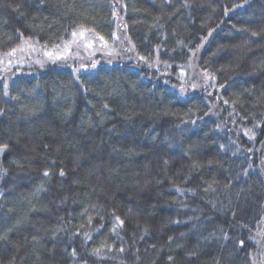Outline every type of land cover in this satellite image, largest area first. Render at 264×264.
<instances>
[{
    "label": "trees",
    "instance_id": "1",
    "mask_svg": "<svg viewBox=\"0 0 264 264\" xmlns=\"http://www.w3.org/2000/svg\"><path fill=\"white\" fill-rule=\"evenodd\" d=\"M37 4L0 0V264H264V0ZM78 26L91 62L17 34Z\"/></svg>",
    "mask_w": 264,
    "mask_h": 264
},
{
    "label": "snow or ice",
    "instance_id": "2",
    "mask_svg": "<svg viewBox=\"0 0 264 264\" xmlns=\"http://www.w3.org/2000/svg\"><path fill=\"white\" fill-rule=\"evenodd\" d=\"M29 2H31V0H29ZM44 5H45V0H38L37 7H43ZM21 7H22L21 5H16L13 8V11H19ZM20 14L23 15L22 12ZM33 19H36V17L34 16ZM45 19H47V17H45ZM32 27L35 28L36 25H33ZM51 27H52V25L49 24L48 25V28H51ZM92 32H93L92 29L84 28L83 26H78V30L77 29H74L71 32L72 39L70 41L64 42L63 45L57 44V43H53L52 46H51V48H48V46H47L46 43L43 44V45H41L40 42H39V40L33 41V38L31 36L25 38L23 32H21L19 29H17V34L21 38L22 44H27L29 46V48L31 49L32 52H37V53L42 52L43 53L44 59H38V60L35 61L41 67H43L44 64H45V62H47V61H51V62L65 61L66 62L69 59V57L72 55V52H71L72 45L73 44H77V42H78V40L80 38L87 39L89 36H91ZM209 32L211 33V30H209ZM113 35L115 36V33H113ZM252 35L255 36V35H257V33L256 32H253ZM97 36H98V34H97ZM98 39L100 41H103L104 40V37L103 36H98ZM37 45H38V47H37ZM91 46H92L91 43H88L86 45V47H91ZM199 47H200V45L197 46V48H199ZM18 50L22 51L23 49L22 48H12L6 55L9 56V57H11ZM140 59L143 60L145 58L144 57H140ZM9 63H11V60H9ZM95 66H96V62L93 61L92 64H91V67L95 68ZM80 67L83 68V67H85V65H80ZM78 70L79 69H75L74 72L75 71H78ZM203 74H204V77L206 79H211L213 81L216 79L215 75L212 74V73H209V71L207 69H204L203 70ZM193 87H196V85H193ZM220 87H224V85H220ZM4 95L5 96L8 95L7 91H5ZM224 102L225 103H228L227 101H224ZM105 107H107V106H105ZM2 112H3V109H0V114H2ZM253 136H254V133L249 138L251 139ZM7 147H8L7 144L0 145V151H3L5 149H7ZM221 147H224V146H221ZM249 151H251V149ZM165 163H167V161H165ZM194 167H195V165H194ZM43 175L45 177H47V176H49V172L48 171H45L43 173ZM60 175L61 176H64L65 175V172L63 170H61L60 171ZM9 211H11V209H9ZM129 211H131V209H129ZM232 215H233V217H235V215H236L235 210H233ZM116 220L118 221V223H119L120 226L123 225L124 222L122 220H120L119 217H116ZM89 223H91V217H89ZM10 230L11 229H9V231ZM113 230H115V229H113ZM181 235H183V233ZM85 238L86 239L89 238L87 236V234H85ZM0 239L6 240L7 239L6 234L3 235V236H0ZM33 239H35V237H33ZM172 239H173L172 237H169V240H172ZM222 239L225 240V241H227V240L231 239V237L228 235L227 232H223L222 231ZM244 243L245 242L243 240H240L238 242V245L240 247H242L244 245ZM177 247H181V246L180 245H177ZM120 251L123 252L124 249L121 248ZM93 254L99 255L100 254V249H94L93 250ZM187 255L188 256H196L197 253L195 251H192V252L187 253ZM71 256L73 258L77 257V252H76L75 249L72 250ZM137 259H139V256H137ZM168 260L171 262V261L174 260V257L169 256L168 257ZM85 264H86V262H85ZM217 264H219V261H217Z\"/></svg>",
    "mask_w": 264,
    "mask_h": 264
},
{
    "label": "rangeland",
    "instance_id": "3",
    "mask_svg": "<svg viewBox=\"0 0 264 264\" xmlns=\"http://www.w3.org/2000/svg\"><path fill=\"white\" fill-rule=\"evenodd\" d=\"M116 35L118 36L117 37L118 41H120L122 39V37H123L121 30H118ZM92 42H93V40H91V39H88V38L87 39L80 38L78 40L77 44H73L72 47H71V52L73 53V56L78 57V59L80 60L81 59V56H82V59H83L84 55H86V58L91 62V60L93 58L89 55V52H88L87 49L86 50H83L82 45H85L86 46L88 43H91L92 44ZM119 48L124 49V52L121 53L122 54L121 57H123L124 55L125 56H127V55L132 56L133 55V54H131L132 50L130 48V45L127 42L120 41ZM97 49H105V48L99 47ZM81 50H83V51H81ZM77 52L79 54H77ZM106 52H107L108 56L102 55L103 58H107V57L110 56L109 55V51L106 50ZM110 58H112V56H110ZM36 60L37 59H33L32 61H30V63H32V66L38 65L35 62ZM192 69H193V67H192ZM192 69H191V71H192ZM192 74L193 75H192V77L190 79V82H191L190 87L191 88L193 87V85H196V88H197V87H201V86H203V85H205L207 83V79L204 77V74L202 72L196 71L195 68H194Z\"/></svg>",
    "mask_w": 264,
    "mask_h": 264
},
{
    "label": "bare ground",
    "instance_id": "4",
    "mask_svg": "<svg viewBox=\"0 0 264 264\" xmlns=\"http://www.w3.org/2000/svg\"><path fill=\"white\" fill-rule=\"evenodd\" d=\"M119 13H121V12L119 11ZM1 58H2V57H0V60H1ZM195 70L198 71L197 69H195Z\"/></svg>",
    "mask_w": 264,
    "mask_h": 264
}]
</instances>
